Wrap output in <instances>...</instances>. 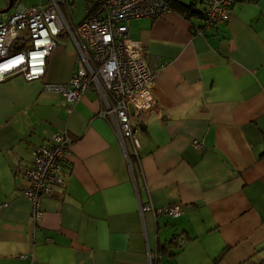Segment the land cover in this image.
Segmentation results:
<instances>
[{"label": "crops", "instance_id": "obj_1", "mask_svg": "<svg viewBox=\"0 0 264 264\" xmlns=\"http://www.w3.org/2000/svg\"><path fill=\"white\" fill-rule=\"evenodd\" d=\"M180 1L198 13L128 20L150 65L166 62L153 78L155 105L132 118V171L96 90L69 106L43 89L69 80L74 45L53 50L41 78L0 81V264H150L158 244L170 249L153 264H264V0H237L203 34L204 2ZM47 2L14 0L10 10ZM83 9L73 0L74 22ZM57 130L73 140L33 224L23 171ZM174 204L178 216L159 212Z\"/></svg>", "mask_w": 264, "mask_h": 264}, {"label": "built area", "instance_id": "obj_2", "mask_svg": "<svg viewBox=\"0 0 264 264\" xmlns=\"http://www.w3.org/2000/svg\"><path fill=\"white\" fill-rule=\"evenodd\" d=\"M83 17L74 22L70 9L73 0H48L44 5L23 6L18 3L0 12V81L20 73L26 80L44 75L46 60L58 47L62 30L75 48V67L67 82H44V91L59 93L72 106L84 92L93 88L103 102L99 115L108 119L132 171V157L138 161L140 142L134 133L132 118L140 119L146 109L155 105L151 89L154 75L165 61L152 67L141 42L130 37L128 20L148 16L158 18L172 10L167 0H83ZM205 4L204 26L196 32L214 29L227 21L232 0H201ZM72 138L57 130L48 142L32 149V163L23 171L27 184L23 193L31 204V220L42 216L41 200L52 192V185L62 181L63 166ZM196 148L202 142L193 140ZM141 213L156 212L150 204H140ZM159 212L180 214L178 205ZM172 242L181 245V236ZM149 253V263L159 258Z\"/></svg>", "mask_w": 264, "mask_h": 264}, {"label": "trees", "instance_id": "obj_3", "mask_svg": "<svg viewBox=\"0 0 264 264\" xmlns=\"http://www.w3.org/2000/svg\"><path fill=\"white\" fill-rule=\"evenodd\" d=\"M168 1V4H169V6H170V8L172 9V10H174V11H176V12H179V13H181V14H183V15H185V16H190V15H192L193 13H198V12H196V10L193 8V3L192 2H189V3H184V2H182V1H180V0H167ZM237 0H232V5L236 2ZM13 2H14V0H13ZM204 10H205V7H204V9H203V11H202V13H201V16H202V19H203V23H202V25L200 26V28H198V29H202L203 28V26H204ZM197 29V30H198ZM196 30V31H197ZM195 31V32H196ZM132 159H134V157H132ZM138 159H139V154H138ZM135 160V159H134ZM170 243H173L172 242V238H171V240H170ZM175 244V243H174ZM170 248H168V247H166L165 245L164 246H162V245H160V244H158V246H157V252L159 253V252H165V251H167L168 252V250H169ZM170 252V254H173L174 252L173 251H169ZM173 252V253H172Z\"/></svg>", "mask_w": 264, "mask_h": 264}, {"label": "rangeland", "instance_id": "obj_4", "mask_svg": "<svg viewBox=\"0 0 264 264\" xmlns=\"http://www.w3.org/2000/svg\"><path fill=\"white\" fill-rule=\"evenodd\" d=\"M76 3L78 0H75ZM84 3V1H83ZM70 12H72V9H70ZM58 47H62L64 48V50L66 49H70L73 48V43L69 37V35L66 33L65 30H62L61 34L58 36Z\"/></svg>", "mask_w": 264, "mask_h": 264}, {"label": "water", "instance_id": "obj_5", "mask_svg": "<svg viewBox=\"0 0 264 264\" xmlns=\"http://www.w3.org/2000/svg\"><path fill=\"white\" fill-rule=\"evenodd\" d=\"M13 6V0H9L7 6L4 9H0V12H7Z\"/></svg>", "mask_w": 264, "mask_h": 264}, {"label": "bare ground", "instance_id": "obj_6", "mask_svg": "<svg viewBox=\"0 0 264 264\" xmlns=\"http://www.w3.org/2000/svg\"><path fill=\"white\" fill-rule=\"evenodd\" d=\"M9 10H10V9H9ZM9 10H8V11H9Z\"/></svg>", "mask_w": 264, "mask_h": 264}]
</instances>
